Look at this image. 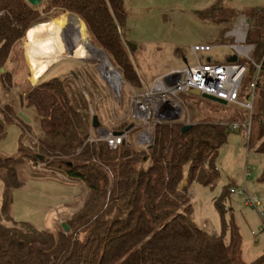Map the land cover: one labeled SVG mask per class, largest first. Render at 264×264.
I'll use <instances>...</instances> for the list:
<instances>
[{
    "label": "trees",
    "instance_id": "obj_1",
    "mask_svg": "<svg viewBox=\"0 0 264 264\" xmlns=\"http://www.w3.org/2000/svg\"><path fill=\"white\" fill-rule=\"evenodd\" d=\"M44 9L80 16L123 78L141 93L145 90L122 30L127 18L124 0H50ZM50 19L51 15L44 16L40 6L29 0H0V82L4 90L12 86L11 72L5 68L12 51L33 25ZM248 19L246 41L254 44L252 57L264 70V6L254 7ZM228 30L223 32V42L233 41L225 37ZM257 70L250 62L249 84ZM78 76L54 77L21 92L22 108L34 109L40 117V133L30 137L29 144L23 142L31 130L25 113L12 103L0 104V140L9 124L22 125L19 150L23 155L35 164L61 171L87 189L83 205L66 220L68 231L63 224L51 231L15 220L10 212L12 196L24 181L16 158L0 154L4 188L0 264H249L242 257L238 226L225 217L228 189L215 201L222 218L220 233L195 223L190 203L194 181L212 185L218 179L216 159L229 127L202 120L184 132V123L162 121L147 147L135 148L127 140L114 149L103 140L90 142L96 129L94 115ZM99 120L101 126L100 116ZM128 126L120 122L112 130L123 131ZM248 145L264 154L262 106L252 111Z\"/></svg>",
    "mask_w": 264,
    "mask_h": 264
},
{
    "label": "rangeland",
    "instance_id": "obj_2",
    "mask_svg": "<svg viewBox=\"0 0 264 264\" xmlns=\"http://www.w3.org/2000/svg\"><path fill=\"white\" fill-rule=\"evenodd\" d=\"M49 2L50 0H42L38 5L44 16L51 15L49 21H53L50 24L55 27L56 34H50L46 29L30 28L12 51L5 66L12 75L10 90H4L0 82V104L12 103L19 112L25 113L31 125V130L25 125L29 136L26 134L23 142L29 144L30 137L38 136L40 117L34 109L22 108L21 92H25L31 84L78 73V84L86 90L92 114L95 116L98 112L102 121V125L91 135H103L106 131L119 127L120 122H126L134 125L127 142L135 148L142 146L137 135L146 126L133 116L132 100L135 94L141 93L140 89L127 82L123 76H118L117 81L115 74L107 70L106 56L95 48L102 49L95 43L80 16L72 12L56 15L54 9H44ZM124 6L127 18L122 25L123 34L131 60L143 79V88L147 89L157 76L197 63V57L192 50L196 44L210 43L215 46L208 54H198L202 62L206 56H211L213 61L225 62L234 53V49L229 44L222 43L223 32L230 28L229 34L232 35L233 29L248 18L254 7L264 6V0H124ZM74 20L84 23L86 27V41L75 45L82 50V55H69L68 51L62 50L64 55H69L64 57L67 59L58 61L48 58V66L35 77L38 67L31 66L30 56L37 54V48L41 51L51 49L55 38L62 41L66 36L64 30L69 37L75 36L78 26H75ZM42 43L44 45H40ZM88 43L95 46L92 45L95 51L89 49ZM67 49L70 50L68 46ZM79 57L87 59L82 60ZM240 61L250 67L247 58L242 57ZM113 66L116 68L112 63L111 67ZM256 77L257 73L254 79ZM248 78L246 74L247 84L242 90L243 97L252 91ZM256 80L255 108L258 109L264 107V70L259 72ZM181 95L187 107L183 106L185 114L180 120L187 116L186 122L190 118L219 121L226 125L248 122L251 119V111L242 105L223 104L187 92ZM23 132L22 125L11 123L0 140V154L16 158L24 181L20 188L14 190L10 212L15 220L29 221L42 229L56 231L62 224H67L66 220L83 205L87 189L77 181L68 180L61 171L46 164H35L23 155L19 150ZM140 139L145 144V138ZM247 139L243 129L229 131L216 159L218 179L212 185L194 181L189 190L190 203L195 223L220 233L222 218L215 201L228 189L229 194L224 201L227 208L225 217L227 220L233 219L240 230L242 257L249 264H264V154L250 147ZM188 174L187 166L185 179ZM3 192V183L0 181V209L3 205ZM249 195L261 203L258 206L246 204Z\"/></svg>",
    "mask_w": 264,
    "mask_h": 264
},
{
    "label": "built area",
    "instance_id": "obj_3",
    "mask_svg": "<svg viewBox=\"0 0 264 264\" xmlns=\"http://www.w3.org/2000/svg\"><path fill=\"white\" fill-rule=\"evenodd\" d=\"M248 28L249 22L246 18L233 29L234 41L230 46L234 49V54L238 56L236 61L219 62L210 59L202 62L198 54L211 52L215 47L210 44H196L192 50L197 57V63L173 69L167 74L154 78L147 89L133 96V116L146 126L145 130L138 135L141 142L140 138L142 137L143 140L145 138L144 145H150L154 128L158 123L165 121L166 118L174 117L179 106L181 109L183 106L187 107L181 94L187 92L189 88L197 89L201 93L215 96L228 103L242 105L252 113L255 105L256 79L261 70V63L256 62L252 57L254 44L246 41ZM242 57L247 58L258 69L257 77L250 83L252 91L245 97L242 96V90L248 67L240 61ZM226 125L230 130L243 129L248 136V143L252 130V115L248 122H234ZM131 130L125 129L120 134L108 130L103 135H96V137L91 135L89 140H103L114 149L128 139ZM260 203V200L250 195L246 201V204L251 206H258Z\"/></svg>",
    "mask_w": 264,
    "mask_h": 264
},
{
    "label": "bare ground",
    "instance_id": "obj_4",
    "mask_svg": "<svg viewBox=\"0 0 264 264\" xmlns=\"http://www.w3.org/2000/svg\"><path fill=\"white\" fill-rule=\"evenodd\" d=\"M61 17H63V16L61 15ZM49 22H51V21H49ZM49 22H45L44 24H39V25H37L35 27L37 29H40V30H44V29L49 30L48 33L55 35L57 31H56L55 27L53 26V24H50ZM74 24H75V26L76 25L78 26L75 36L69 37V34L67 32H65L66 36H65L64 39L62 38V41L59 42L55 38L54 44H53V46H51V49L47 48L46 50L41 51V49L37 48V54H33V55L30 56V64H31V66L33 68L34 67H38V69L36 68L37 71H36L35 77H37L39 72H42V71L45 70V68L48 66V62H49V60H47V59L50 58V57H52L53 59L55 58V60H58L60 58H64L66 56H69L70 53L73 54V55L76 54L77 56H81L82 55V50L79 49V46L75 47V45H78V44L83 43L84 41H86V34H87L86 30H85L86 27L84 26V23L83 24H82V22L78 23L76 20H74ZM36 32L38 34V30ZM34 40H35V35L33 37V41ZM71 40H73V42H71ZM88 44H89V49L95 51V48H93V46L90 43H88ZM40 45H44V44L42 43ZM67 46L70 48V50L67 49ZM62 50L66 51V52L68 51L67 53L69 55H64L62 53ZM106 67H107L108 71H111L113 74H115L113 67H111V65H110V63L108 61L106 62ZM115 78H117L116 80L118 81V75L115 74Z\"/></svg>",
    "mask_w": 264,
    "mask_h": 264
},
{
    "label": "water",
    "instance_id": "obj_5",
    "mask_svg": "<svg viewBox=\"0 0 264 264\" xmlns=\"http://www.w3.org/2000/svg\"><path fill=\"white\" fill-rule=\"evenodd\" d=\"M32 4H35V5H38L42 0H29ZM248 21H249V19H248ZM40 23H38V24H35V25H33L32 27H31V29L32 28H34L35 26H37V25H39ZM93 45V44H92ZM94 46V45H93ZM95 47V46H94ZM98 51H100V52H102L105 56H106V59H107V61L112 65V63H111V61L109 60V58H108V56L105 54V52L102 50V49H99V48H97V47H95ZM80 59H82V60H86L87 58L86 57H79ZM238 59V56L236 55V54H234V55H232L229 59H228V61H236ZM114 67V66H113ZM114 73L116 74V75H118L120 78H122V75H121V73L119 72V70H117L115 67H114ZM187 92L188 93H191V94H193V95H196V96H203V97H205V98H208V99H210V100H214V101H217V102H220V103H223V104H226L227 103V101H225V100H223V99H220V98H217V97H215V96H212V95H209V94H206V93H201L199 90H197V89H194V88H189L188 90H187ZM181 107L179 106L178 108H177V115L176 116H174V117H172V118H166L165 120H175V119H178L179 117H180V115H181ZM92 125H93V127H95V128H99V126H100V120H99V117L97 116V115H95V116H93V123H92ZM134 127V125L133 124H130L128 127H127V130L129 131V130H131L132 128ZM191 127V124H185L184 126H183V131L185 132V131H187L189 128ZM115 134H120L121 133V131H115L114 132ZM40 158L41 159H43V156H40ZM64 225V227H65V229H66V231H68L69 230V226L67 225V224H63Z\"/></svg>",
    "mask_w": 264,
    "mask_h": 264
},
{
    "label": "crops",
    "instance_id": "obj_6",
    "mask_svg": "<svg viewBox=\"0 0 264 264\" xmlns=\"http://www.w3.org/2000/svg\"><path fill=\"white\" fill-rule=\"evenodd\" d=\"M247 18V17H246ZM248 19V18H247ZM45 22H49V20L48 21H45ZM45 22H42V23H45ZM249 22V21H248ZM42 23H40V24H42ZM49 23H53V21H51V22H49ZM229 31H231V29L230 30H228L226 33H225V37H230V38H232V40L234 41V36L233 35H231V34H229ZM39 32V31H38ZM63 33H65V30L63 31ZM62 33V34H63ZM233 41H230V42H222V43H224V44H231V43H233ZM208 44H210V43H208ZM210 45H213V44H210ZM214 46V45H213ZM215 47V46H214ZM209 53V52H208ZM208 53H205V54H208ZM232 55H234V53L232 54ZM232 55H230V56H228V58H227V60L226 61H228V59L232 56ZM70 58V57H69ZM61 60H62V58H60ZM64 59H67V58H64ZM210 59H212V57L211 56H206V58H205V60H210ZM213 60V59H212ZM59 61V60H58ZM173 70V69H172ZM170 72V71H169ZM168 73V72H167ZM167 73H165V74H167ZM162 75H164V74H162ZM160 76V75H159ZM158 77V76H157ZM191 94V93H190ZM228 103V102H227ZM255 106V105H254ZM247 109V108H246ZM182 111H181V115H180V117L178 118V119H175V120H165V121H180V122H182V123H184V125L185 124H191V123H195V122H198V121H202V120H197V119H194V120H191L190 118L188 119V123L185 121L187 118V116L186 117H184V119L183 120H180L181 119V117H182V115L183 114H185V111H184V109H181ZM177 115V114H176ZM175 115V116H176ZM251 115H252V113H251ZM219 122V121H218ZM228 124V123H227ZM137 139H138V135H137ZM138 141H139V143L140 144H142V145H144L139 139H138Z\"/></svg>",
    "mask_w": 264,
    "mask_h": 264
}]
</instances>
